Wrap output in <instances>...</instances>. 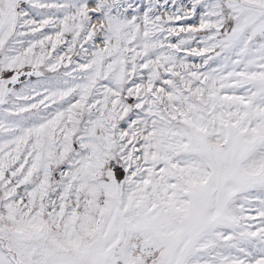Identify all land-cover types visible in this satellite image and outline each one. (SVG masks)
Wrapping results in <instances>:
<instances>
[{"label":"snow or ice","instance_id":"snow-or-ice-1","mask_svg":"<svg viewBox=\"0 0 264 264\" xmlns=\"http://www.w3.org/2000/svg\"><path fill=\"white\" fill-rule=\"evenodd\" d=\"M0 264H264V0H0Z\"/></svg>","mask_w":264,"mask_h":264}]
</instances>
